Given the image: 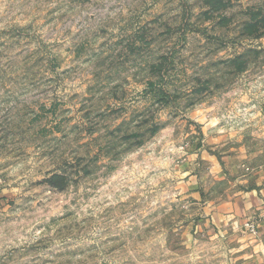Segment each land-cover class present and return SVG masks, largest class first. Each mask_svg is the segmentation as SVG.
<instances>
[{
    "label": "rangeland",
    "instance_id": "1",
    "mask_svg": "<svg viewBox=\"0 0 264 264\" xmlns=\"http://www.w3.org/2000/svg\"><path fill=\"white\" fill-rule=\"evenodd\" d=\"M261 169L264 0H0V264H264Z\"/></svg>",
    "mask_w": 264,
    "mask_h": 264
},
{
    "label": "crops",
    "instance_id": "2",
    "mask_svg": "<svg viewBox=\"0 0 264 264\" xmlns=\"http://www.w3.org/2000/svg\"><path fill=\"white\" fill-rule=\"evenodd\" d=\"M224 160L227 169L219 167L222 173L226 170L233 174L234 169L239 172L245 168V159L239 155H229ZM240 177L243 182L248 181L246 175ZM250 183L249 188L227 195L221 204L212 207L210 217L206 220L215 234L236 239L249 233L248 226L252 224V236L257 241L253 251L258 250V253L264 254V169L257 170Z\"/></svg>",
    "mask_w": 264,
    "mask_h": 264
},
{
    "label": "built area",
    "instance_id": "3",
    "mask_svg": "<svg viewBox=\"0 0 264 264\" xmlns=\"http://www.w3.org/2000/svg\"><path fill=\"white\" fill-rule=\"evenodd\" d=\"M248 227H249V230H250V231H252V232L254 231V229H253L254 227H253V225H252V224H249V226H248Z\"/></svg>",
    "mask_w": 264,
    "mask_h": 264
}]
</instances>
